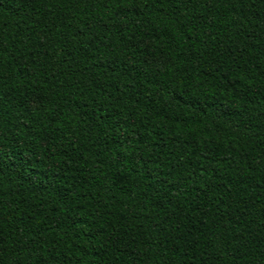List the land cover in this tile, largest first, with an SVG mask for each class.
<instances>
[{
	"label": "trees",
	"instance_id": "16d2710c",
	"mask_svg": "<svg viewBox=\"0 0 264 264\" xmlns=\"http://www.w3.org/2000/svg\"><path fill=\"white\" fill-rule=\"evenodd\" d=\"M0 264H264V0H0Z\"/></svg>",
	"mask_w": 264,
	"mask_h": 264
}]
</instances>
